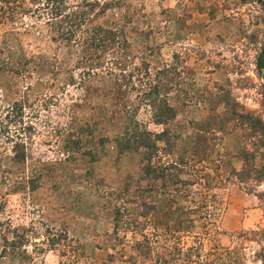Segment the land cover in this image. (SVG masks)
<instances>
[{
    "label": "rangeland",
    "instance_id": "1",
    "mask_svg": "<svg viewBox=\"0 0 264 264\" xmlns=\"http://www.w3.org/2000/svg\"><path fill=\"white\" fill-rule=\"evenodd\" d=\"M263 2L68 0L64 43L0 0V264H264ZM129 119L170 133L153 172L115 147Z\"/></svg>",
    "mask_w": 264,
    "mask_h": 264
},
{
    "label": "trees",
    "instance_id": "2",
    "mask_svg": "<svg viewBox=\"0 0 264 264\" xmlns=\"http://www.w3.org/2000/svg\"><path fill=\"white\" fill-rule=\"evenodd\" d=\"M84 7H89V10L92 11L94 7H98L97 3H87L83 2ZM107 3L101 4L99 9L105 10L104 8L106 7ZM262 10L264 11V2L262 6ZM68 11V0H35L34 3V12L37 17L42 18L44 25L50 26V30H47L46 32L51 34V33H56V35L59 37L60 42L64 43H69L70 42V37H73L75 28H77L81 23L84 22V15L86 14V11L81 12L79 11L78 13L76 12H71L70 14L67 12ZM44 13V17L43 14ZM15 15L14 11L10 12L9 17H13L12 15ZM89 30V37L87 36L86 38H83L82 40V45H86L88 48H95L96 46L104 45L106 37H105V31L101 30L98 26L91 27ZM87 32V31H86ZM108 33V32H107ZM51 41H54L55 38L51 34ZM264 63V45H263V52L262 56L257 62V67L261 69L263 67ZM91 69V68H90ZM262 79L264 81V71L262 73ZM138 81V80H137ZM139 82V81H138ZM159 83V82H158ZM157 83V84H158ZM157 84L155 88L153 87L148 88V92H152L155 96L153 95L150 97V94L147 93L143 95V98L148 97V102L150 104V107L153 111V124L155 125H161L165 126L169 120H172V116H169L166 118V115L164 116L163 119L158 118L159 116L156 114V109L159 108V103L163 104L164 106V96L162 94L157 93L159 89L157 88ZM153 97V98H152ZM22 104L16 103L13 104L10 107V111L8 113L11 114V111L16 109L15 115L17 117L21 116V109ZM165 110L166 112L170 111L167 105L165 104ZM161 109V108H159ZM164 110V109H163ZM163 117V116H162ZM131 119L127 120L126 123V128H124L123 132L121 133L119 139L115 142V147L119 153H122V151H136L139 148L143 150V155L147 160V163L150 167L151 172H153V168H151V159L152 157H156L157 153L160 152V148L158 147V141H161L164 146H167V135L168 137L170 136V133L167 130H163L160 132L162 136L164 137V140L160 138V140L157 141L156 139L153 138V140L150 142L148 141V136H150L149 131H138L136 132L134 127L129 128V125L131 124ZM160 134V135H161ZM157 135V134H156ZM261 139H262V146L264 147V132H261ZM12 152L13 156L12 159L18 158V156L23 157V145L22 143H14L12 146ZM161 154V153H160ZM21 159V158H20ZM167 169L169 167V164L166 165ZM165 167V168H166ZM147 168V169H148ZM164 168V169H165ZM251 171V170H250ZM162 174V170L159 171ZM250 173V172H248Z\"/></svg>",
    "mask_w": 264,
    "mask_h": 264
}]
</instances>
